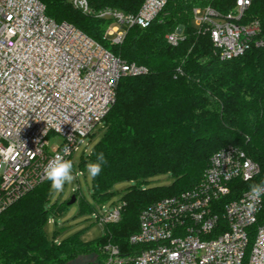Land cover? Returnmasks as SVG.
I'll list each match as a JSON object with an SVG mask.
<instances>
[{
  "label": "built area",
  "instance_id": "built-area-1",
  "mask_svg": "<svg viewBox=\"0 0 264 264\" xmlns=\"http://www.w3.org/2000/svg\"><path fill=\"white\" fill-rule=\"evenodd\" d=\"M252 1L236 0L226 14L210 5L194 8L195 26L210 34L222 60L264 45L259 19L241 23ZM167 2L144 0L137 13H126L70 0L86 15L111 19L104 37L114 44L124 41L130 27H149ZM185 38L182 27L166 35L171 46ZM146 72L73 24L51 18L41 0H0V214L47 181L48 162L66 146L65 159L71 160L81 141L104 123L123 77ZM51 134L63 142L49 145ZM260 173V164L246 151L223 147L211 157L198 186L141 212L140 230L129 241L143 249L124 253L109 242L102 248L103 264H264V222L251 229L264 196L252 208L249 189L221 203L231 193V182H250ZM123 206L124 201L101 205L92 216L103 227L117 223Z\"/></svg>",
  "mask_w": 264,
  "mask_h": 264
},
{
  "label": "trees",
  "instance_id": "trees-1",
  "mask_svg": "<svg viewBox=\"0 0 264 264\" xmlns=\"http://www.w3.org/2000/svg\"><path fill=\"white\" fill-rule=\"evenodd\" d=\"M41 1L57 22L73 24L125 62L147 68L144 74L120 80L116 102L104 119V136L89 156L95 161V154L103 152L107 160L93 178L97 203L110 200L117 183L134 184L121 198V220L105 225L100 237L85 241L76 233L57 242L47 237L45 226L50 213L62 212L68 203L48 207L50 185L44 182L0 214V264H70L89 255L96 261L88 264H103L102 248L109 242L124 253L143 249L129 241L140 230L141 212L198 186L213 154L227 145L246 151L260 164L261 173L250 182H231V193L221 203L264 181V45L222 60L210 34L194 24V8L210 5L226 14L235 9L236 0H168L149 27H130L121 44L104 37L111 19L86 15L70 0ZM90 2L96 9L137 13L144 0ZM251 19L260 20L259 39L264 41V0H253L241 23ZM178 27L186 38L171 46L166 35ZM85 165L83 158L80 168ZM164 173L173 177L171 185L143 187ZM81 210L90 213L94 207L82 198ZM263 222L264 205L251 229Z\"/></svg>",
  "mask_w": 264,
  "mask_h": 264
},
{
  "label": "rangeland",
  "instance_id": "rangeland-1",
  "mask_svg": "<svg viewBox=\"0 0 264 264\" xmlns=\"http://www.w3.org/2000/svg\"><path fill=\"white\" fill-rule=\"evenodd\" d=\"M112 43V42H111ZM105 133L104 123L98 126L93 134L86 138L73 154L71 161L74 165V173L78 174L71 184H65L64 190L61 192L53 191L50 187V197L48 207H59L63 203L67 204L73 195L78 194L77 201L71 205L64 206L62 212L57 214L50 213L49 221L45 226V232L50 240L61 242L70 238L76 233H81L85 241L93 240L103 234L104 227L97 224L92 213L94 210H99L101 205L106 208L113 203L121 202L126 189L131 186L132 182L123 181L117 183L114 188V195L110 200L102 204L97 203L93 197V177H91L86 170V165L90 162V154L95 145L103 138ZM49 145L61 144L63 139L57 134H51L48 138ZM86 160L85 169H81L80 165L82 159ZM173 182V177L169 173L157 175L143 185L144 188L153 186H169ZM50 185V182H49ZM85 199L94 210L92 212H83L81 210V199ZM51 219L53 222H51ZM96 261L95 255L81 256L70 264H88Z\"/></svg>",
  "mask_w": 264,
  "mask_h": 264
},
{
  "label": "clouds",
  "instance_id": "clouds-1",
  "mask_svg": "<svg viewBox=\"0 0 264 264\" xmlns=\"http://www.w3.org/2000/svg\"><path fill=\"white\" fill-rule=\"evenodd\" d=\"M69 151V148L66 146L63 149V154L55 155L48 162L44 170L45 178L50 182V187L53 191H63L65 184H71L76 178L73 162L70 159H65V156L69 154ZM95 155V161H91L86 165L87 173L93 178L99 176L104 166L107 164V160L103 152L96 153ZM247 195L249 200L253 202L249 205V207L252 208L254 207V203L258 202L260 198L264 196V181L249 185Z\"/></svg>",
  "mask_w": 264,
  "mask_h": 264
},
{
  "label": "water",
  "instance_id": "water-1",
  "mask_svg": "<svg viewBox=\"0 0 264 264\" xmlns=\"http://www.w3.org/2000/svg\"><path fill=\"white\" fill-rule=\"evenodd\" d=\"M77 201V196L76 195H73L72 197H71V200L69 201V205H71V204H73V203H75Z\"/></svg>",
  "mask_w": 264,
  "mask_h": 264
}]
</instances>
